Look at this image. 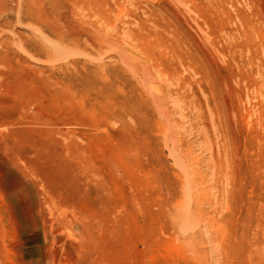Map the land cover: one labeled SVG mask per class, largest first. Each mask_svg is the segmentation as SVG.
<instances>
[{
  "label": "rangeland",
  "instance_id": "rangeland-1",
  "mask_svg": "<svg viewBox=\"0 0 264 264\" xmlns=\"http://www.w3.org/2000/svg\"><path fill=\"white\" fill-rule=\"evenodd\" d=\"M83 1L114 48L37 56L40 24L0 0V264H196L182 253L239 242L264 212V0Z\"/></svg>",
  "mask_w": 264,
  "mask_h": 264
},
{
  "label": "bare ground",
  "instance_id": "bare-ground-1",
  "mask_svg": "<svg viewBox=\"0 0 264 264\" xmlns=\"http://www.w3.org/2000/svg\"><path fill=\"white\" fill-rule=\"evenodd\" d=\"M69 1L70 0H16L18 3V17L22 18L24 14L26 15L25 17L29 18L31 21L38 22L40 24L39 33L43 40L48 42L47 39L51 40L52 36L59 38L49 45L42 40V42H40L41 48L36 45L33 54L41 56L44 54H51L53 51H63L69 46L68 44L72 43L79 44L90 42L93 44V40L95 39L94 36L101 38L102 41L105 38L109 39V44H107L106 47H112L113 45L114 48L115 44L110 42H113L111 37L116 35L114 34L115 32H113L112 35L102 34L103 36H101L99 29L96 26L90 25V22H88L91 16L97 15V9L91 7L89 3H85L83 0ZM162 8H164V6H162ZM149 10L151 11V7L144 8L141 11L143 14H146ZM134 16L138 17V13H134ZM60 22L68 28L66 33L60 34L62 31L61 27H59ZM119 23L124 24V21L120 20ZM72 25L81 26L82 29L75 30L72 28ZM161 26L162 23L160 20L154 21L153 27L161 28ZM21 28L31 33L36 30L35 26L31 24L21 25ZM132 35L136 34H131V36ZM171 43L168 41H160L157 47L160 50L169 44L173 45ZM102 46L103 43L100 44L98 48L102 49ZM153 47L155 46L151 47V51L146 53L144 58H137L133 60V63H129L132 69L139 71L137 65H139V67L140 65L144 67L143 63L147 60L158 62V59L155 57V54L158 52H154L155 48ZM173 57L171 61H167L168 65L179 62L180 60L183 62L186 59L185 54L180 51ZM144 68L141 70L147 74V70ZM165 94V91L161 89L158 94L151 98V104L158 108ZM169 137L167 133H165L164 145L168 147L170 151L176 152V143L173 139L170 140ZM103 226V221L100 218L86 222L87 235L84 242L87 248L96 250V246L102 241L103 235L106 232L103 231ZM107 231H109V229ZM194 235L196 237L199 235L201 238L202 231L196 230V234H191L192 238ZM236 235L237 233L234 234V237H236ZM241 235L242 239L239 242L235 240V244H229L230 236L221 235L217 237L220 249L214 250L210 252V254L194 246L187 252L184 251L181 257L183 258L184 255L191 263L195 262L196 264H236L233 258L240 254L242 258L237 264H264V212L261 218L246 220ZM99 262H101V259Z\"/></svg>",
  "mask_w": 264,
  "mask_h": 264
}]
</instances>
